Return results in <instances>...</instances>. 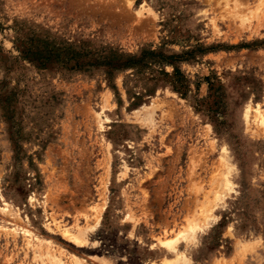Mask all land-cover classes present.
<instances>
[{"label": "rangeland", "instance_id": "1", "mask_svg": "<svg viewBox=\"0 0 264 264\" xmlns=\"http://www.w3.org/2000/svg\"><path fill=\"white\" fill-rule=\"evenodd\" d=\"M257 110L264 0H0V264H173L161 241L213 208L225 149L236 191L188 255L264 264Z\"/></svg>", "mask_w": 264, "mask_h": 264}, {"label": "bare ground", "instance_id": "2", "mask_svg": "<svg viewBox=\"0 0 264 264\" xmlns=\"http://www.w3.org/2000/svg\"><path fill=\"white\" fill-rule=\"evenodd\" d=\"M251 109V106L248 103H245L241 111V119L246 125L250 120ZM102 115H105L106 119H109L105 110V106H103L101 111L99 112V119H101V122ZM136 116L139 117V119L144 123H149L151 124V126L155 125L154 108H152V106L151 108H143L142 110L134 111L133 117ZM254 117L257 119L259 125L264 123L262 119L263 115L259 110L256 111ZM139 119L137 120L140 121ZM222 154L227 158L228 163L226 165L227 168L223 172L224 174L220 180V191H216V204H213V208H211V210L205 215L203 219L189 221L184 229L176 232V235L174 237L161 241V244L164 246V249L167 253L168 260H170L171 263L173 262V264H193L192 258L188 255V250L191 249V247L198 245V242H200V236H202L211 228V226L216 223L218 216L216 215L215 210L219 207L224 206L226 204V197L236 191L235 186L236 178L238 175L237 166L235 164V161L233 160L230 150L225 149L223 150ZM65 234H68L69 237H71V240L76 241L77 243H82L79 235H75L74 232L72 233L69 232V230L65 229ZM40 254L41 253H39L38 255ZM48 259L50 260L49 264H66L61 260V258H57L53 254H49ZM43 264L47 263L43 262ZM74 264L80 263L77 260Z\"/></svg>", "mask_w": 264, "mask_h": 264}, {"label": "trees", "instance_id": "3", "mask_svg": "<svg viewBox=\"0 0 264 264\" xmlns=\"http://www.w3.org/2000/svg\"><path fill=\"white\" fill-rule=\"evenodd\" d=\"M39 58H40V59H38V62L42 63V62L44 61V60H42V59L45 58V57H44V55L40 54V55H39ZM115 64H116V65H121V64H118V63H115ZM43 66H44V65H43ZM176 71H179V69L176 68Z\"/></svg>", "mask_w": 264, "mask_h": 264}]
</instances>
